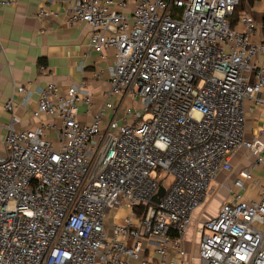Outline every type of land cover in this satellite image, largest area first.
<instances>
[{
  "label": "built area",
  "instance_id": "2783aa9c",
  "mask_svg": "<svg viewBox=\"0 0 264 264\" xmlns=\"http://www.w3.org/2000/svg\"><path fill=\"white\" fill-rule=\"evenodd\" d=\"M64 1L68 21L90 27L88 52L113 50L109 88L96 103L83 80L47 83L35 126H6L0 264H174L170 252L184 264L211 180L241 146L264 165V143L244 137L245 103L264 91V37H250L259 22L243 12L230 26L241 0ZM17 106L3 105L13 121ZM250 170L198 221L197 264H264V182L256 200L241 193Z\"/></svg>",
  "mask_w": 264,
  "mask_h": 264
},
{
  "label": "crops",
  "instance_id": "0c3cea01",
  "mask_svg": "<svg viewBox=\"0 0 264 264\" xmlns=\"http://www.w3.org/2000/svg\"><path fill=\"white\" fill-rule=\"evenodd\" d=\"M67 7L64 0H16L8 7L0 8V153L4 152L7 125L17 130L35 126L31 111L36 107L40 88L47 83L53 82L66 89L83 80L96 103L101 101V93L109 88L108 69L113 64V50L108 49L102 54L88 52L90 27L84 22L70 23ZM39 8L48 11V15L37 17ZM240 8V13L246 12L259 22L250 36L252 41H259L264 37V0H241ZM256 60L261 63L264 57L259 55ZM18 85L25 86L26 94L15 93ZM11 96L18 101L15 121L3 109ZM25 99L27 103L21 104ZM261 100H264V91L245 103L244 137L248 141L264 143V101ZM255 157L245 147H239L231 159L232 170L222 171L211 180L206 199L197 207L200 208L199 214L193 213L192 222L183 237L184 264H197L198 233L195 244L189 236L193 219L200 216L199 220H204L216 214L220 205L231 198L233 180L241 169L251 168V177L245 181L241 193L245 199L258 198L264 182V165L253 166ZM211 203H214V208ZM168 260L174 264L181 263L174 252H170Z\"/></svg>",
  "mask_w": 264,
  "mask_h": 264
},
{
  "label": "rangeland",
  "instance_id": "374dc122",
  "mask_svg": "<svg viewBox=\"0 0 264 264\" xmlns=\"http://www.w3.org/2000/svg\"><path fill=\"white\" fill-rule=\"evenodd\" d=\"M92 113H94V110L92 109ZM148 114H145L144 115V119H146V118H148ZM169 179H171L170 177H169ZM205 205V204H204ZM203 205V206H204ZM211 207L212 208H214V203H211ZM199 211H200V208L199 209H196L195 211H194V215H196V214H199ZM203 211V210H202ZM193 215V216H194ZM200 219V216H199V218L197 219V218H194L193 220H195L194 221V224H192L191 225V227H190V230H189V236H190V238H191V241H192V244H195V241H196V238H197V235H196V233H197V231H196V226H197V222H198V220ZM109 221V220H108Z\"/></svg>",
  "mask_w": 264,
  "mask_h": 264
},
{
  "label": "trees",
  "instance_id": "16d2710c",
  "mask_svg": "<svg viewBox=\"0 0 264 264\" xmlns=\"http://www.w3.org/2000/svg\"><path fill=\"white\" fill-rule=\"evenodd\" d=\"M240 11H241V8H240V4H239V5H237V6L234 8V10H233L231 16L229 17V23H230V26H231V27H234V26L236 25L237 20H238V16H239V14H240Z\"/></svg>",
  "mask_w": 264,
  "mask_h": 264
},
{
  "label": "water",
  "instance_id": "95a60500",
  "mask_svg": "<svg viewBox=\"0 0 264 264\" xmlns=\"http://www.w3.org/2000/svg\"><path fill=\"white\" fill-rule=\"evenodd\" d=\"M161 191H162V188L160 187V188H159V192H158V196L161 195V193H162ZM155 200H157V199H155Z\"/></svg>",
  "mask_w": 264,
  "mask_h": 264
}]
</instances>
